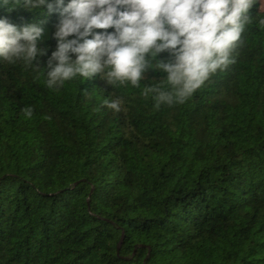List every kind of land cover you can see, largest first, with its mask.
<instances>
[{
  "label": "trees",
  "instance_id": "1",
  "mask_svg": "<svg viewBox=\"0 0 264 264\" xmlns=\"http://www.w3.org/2000/svg\"><path fill=\"white\" fill-rule=\"evenodd\" d=\"M250 11L236 62L158 109L141 91L160 71L139 88L77 76L52 90L42 72L0 60V264H264L260 0ZM5 16L38 18L0 6ZM41 46L50 56L55 40ZM116 97L119 113L101 107Z\"/></svg>",
  "mask_w": 264,
  "mask_h": 264
},
{
  "label": "clouds",
  "instance_id": "2",
  "mask_svg": "<svg viewBox=\"0 0 264 264\" xmlns=\"http://www.w3.org/2000/svg\"><path fill=\"white\" fill-rule=\"evenodd\" d=\"M254 5L256 0H0L9 13L24 8L38 16L21 25L0 18V60L42 72L52 90L77 76L139 88L150 70L160 71L166 75L145 84L141 95H151L157 109L183 104L211 74L236 62ZM53 13L58 20L49 33L44 25ZM258 23L264 26V18ZM49 35L55 40L50 56L41 46ZM41 56H47L45 67ZM83 94L91 99L88 90ZM101 107L119 113L122 99H104ZM21 111L31 119L34 109Z\"/></svg>",
  "mask_w": 264,
  "mask_h": 264
},
{
  "label": "rangeland",
  "instance_id": "3",
  "mask_svg": "<svg viewBox=\"0 0 264 264\" xmlns=\"http://www.w3.org/2000/svg\"><path fill=\"white\" fill-rule=\"evenodd\" d=\"M261 8L264 10V0H260Z\"/></svg>",
  "mask_w": 264,
  "mask_h": 264
}]
</instances>
